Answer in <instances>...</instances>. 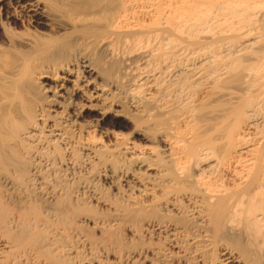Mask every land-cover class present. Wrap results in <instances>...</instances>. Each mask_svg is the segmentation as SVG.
<instances>
[{"label":"bare ground","instance_id":"obj_1","mask_svg":"<svg viewBox=\"0 0 264 264\" xmlns=\"http://www.w3.org/2000/svg\"><path fill=\"white\" fill-rule=\"evenodd\" d=\"M127 80L158 153L88 148L128 187L84 196L77 133L129 120ZM122 224L160 264H264V0H0V264H109Z\"/></svg>","mask_w":264,"mask_h":264},{"label":"rangeland","instance_id":"obj_2","mask_svg":"<svg viewBox=\"0 0 264 264\" xmlns=\"http://www.w3.org/2000/svg\"><path fill=\"white\" fill-rule=\"evenodd\" d=\"M123 82L121 83L122 85L120 84L121 88H119V89H121L120 91L123 92V95H122L120 100H121V106L125 107V111L130 112L129 113L130 114L129 120L120 119V121H118L117 124L115 125L116 127L114 126L115 129L113 128V126L111 127L112 129L110 130V133L108 136L101 135L100 132L95 131L93 129H91L92 131L89 130L88 134L83 133L81 135V134L77 133L78 135L84 136V137H81V139H79L80 144H82L81 146L79 145L80 147H78V149H80V156L81 157L80 156L79 157H80L81 162H80V165H79L77 172H76L77 173L76 175H78L80 177L81 182L77 181L80 179H75L76 184L74 183L75 184L74 186L76 188L78 186L77 189L80 188L79 191H82L81 194H83V195L85 194L84 196L94 197L96 195L94 198L98 199V197H99V199H101V200L104 198V200L108 201V202H110L111 200L112 201L115 200L114 198L120 197L119 196L120 194H118V195L116 194V192H117L116 189L118 188V186L121 187L122 189H125L126 187H128L127 186L128 184L126 182L127 177H125L126 176L125 175L126 169L122 168V167H124V168L128 167V164L127 165L124 164L126 159L128 158V156L135 155V157H142V155H143V156L156 157V155L158 153V146H157L158 143L156 141V136H154L153 133L148 131V126L146 123L139 122L138 117L135 116L133 114V112L131 111L130 104L128 103L129 100L126 99L127 97H124V96H126V94L128 92L129 93L132 92L133 84H132V82H129V80H127L126 83L125 82L123 83ZM140 94H141V96L143 95V93H140ZM121 122L124 124H122ZM143 137H146V139L149 137V139L146 140ZM88 148H96V149L99 148L98 149L99 153L101 155H104L102 157H105L106 159H107V154L110 151L109 149H111V148L114 149L112 151H113V154H116V155L118 152L125 150L124 157L126 159L123 156H122V158L120 157L121 160L120 159L119 160L123 164H121L122 166L120 164H118V165H120L117 168L119 171H117L118 173H116L114 175V174H111V172H109V170H111V169L107 168V167H109L110 165H109V162L107 163L106 161H104V160H106L105 158L103 159L104 162L101 163L104 166L101 164H100V166L98 164L95 166L90 165L91 164L90 162L92 161V159L90 158L91 157V155H89L90 153L87 152ZM84 152H86V153H84ZM145 154H147V155H145ZM149 154H151V155H149ZM89 159L91 161H89ZM126 163H127V161H126ZM123 165H125V166H123ZM91 167H92V170H91ZM95 167H98V168H95ZM119 167L121 168V170ZM93 169H94V171H93ZM115 169H116V167H115ZM109 179H110V181H109ZM85 181H86V183H85ZM92 183L93 184L96 183V185L92 186L93 185ZM89 185H90L89 188L90 189L92 188L91 190H89V188H88ZM94 187L96 190H94ZM108 198H110V199L106 200ZM98 210L100 211V214H103V215L105 214V216H107V217H108V214L111 213L110 211H107V210L101 211L100 208ZM122 225H121V227L119 226L120 227V229L118 228L119 231L117 229V237L119 238L120 242H122V243L124 242L123 249H117L118 251L114 250V252L112 250L113 253H111V252L108 253L109 256L106 253H102L104 256L102 254H101V256L105 260L109 259V260H107V262H110L109 264H160L159 262L155 261V259L152 258L150 253H148V257L144 258V257H142V255L138 256L139 255L138 252L137 253H130L127 251L128 249H131L132 245H133V247H135V246H138V243H139V246H141L142 245L141 242L144 243V241H141L142 238L138 239L135 236L134 232H132L133 230H130L124 224H122ZM140 243H141V245H140ZM127 247H128V249H127ZM139 249H142V248L139 247L138 250ZM120 250H122V251H120ZM128 254H129V256H127Z\"/></svg>","mask_w":264,"mask_h":264}]
</instances>
